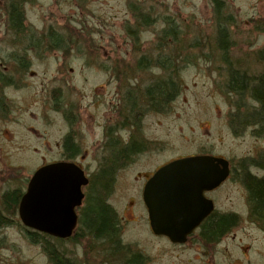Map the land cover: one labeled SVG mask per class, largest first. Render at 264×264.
Returning <instances> with one entry per match:
<instances>
[{
	"label": "rangeland",
	"instance_id": "rangeland-1",
	"mask_svg": "<svg viewBox=\"0 0 264 264\" xmlns=\"http://www.w3.org/2000/svg\"><path fill=\"white\" fill-rule=\"evenodd\" d=\"M10 1L0 0V75L6 81L1 83L6 85L0 99V208L5 192L24 191L38 167L64 158L60 144L68 121L50 109L57 96L59 104L73 113L69 133L79 152L72 160L92 184L110 158L103 149L106 134L116 133L123 141L131 134L142 147L134 160L115 167L105 201L114 211H134L126 235L153 257L152 264L171 260L175 248L162 255V239L149 237L142 219L146 208L141 182L136 178L151 174L161 163L191 155L223 157L235 169L223 186L209 194L217 211L238 216L237 225L219 245L220 253L216 246V264H264L263 234L245 221L246 193L238 172L243 160L252 164L248 168L252 173L264 174L255 166L264 164V125L256 124L259 107L247 92L243 97L227 91L229 58L222 55L216 39L200 43L212 36L211 4L207 0H15L23 17L19 28L12 30L6 11ZM222 1L229 15L226 54L235 58L238 67L244 59L241 68L251 75L264 72V61L260 65L254 61L256 50L264 45V0ZM140 14H147L152 22L140 25ZM172 26L177 28L175 34H167ZM142 56L143 72L136 69ZM17 60L24 64L18 67ZM119 75L121 83L116 80ZM142 79H149L152 87L171 84L173 91L162 108L153 110L141 102ZM134 84L138 86L129 96L123 93ZM132 98L138 100L134 106ZM125 99L130 116L122 127ZM2 212L14 221L0 226V264H48L41 246L27 237L30 230L15 214ZM189 256L191 252H184L181 257L185 261Z\"/></svg>",
	"mask_w": 264,
	"mask_h": 264
},
{
	"label": "flooded vegetation",
	"instance_id": "flooded-vegetation-1",
	"mask_svg": "<svg viewBox=\"0 0 264 264\" xmlns=\"http://www.w3.org/2000/svg\"><path fill=\"white\" fill-rule=\"evenodd\" d=\"M256 53L259 54L258 56H260V62H259V65H260L261 62L264 61V45L261 48H258L256 50ZM261 60H263V61H261ZM137 66L138 67L136 69L138 71L143 72L142 69L143 68L146 69V67H145L146 65H138L137 64ZM159 66L161 67V69L163 71H164V69L166 70V66L162 67V65H160V64H159ZM232 67H233V65H229V68H232ZM243 72H244V75H246V77L248 79L249 78L253 79V78H257V77H261V78L264 77V72L261 69L258 71L257 75H253V74L251 75L250 70H248V69H244ZM114 73L118 74L116 71H114ZM116 80H118L119 82L121 81L120 75L118 76V79L116 78ZM148 82H149V79H147V80L142 79L140 82V85L143 86V91L138 97L140 98L142 94L145 95L144 96L145 101H146V95L149 92L150 87H152L150 84H148ZM136 86H138V85H136V84L131 85L128 87V90H126V88H125L123 90V93L127 94V96H129L132 88L136 87ZM243 97H244V95H243ZM249 98H251L256 104H258L259 108L255 111H257L256 113H260L261 105L256 100H254L252 97H249ZM136 100L137 99L132 98L133 105L135 104L134 101H136ZM144 104H146V102H144ZM51 105H53V106H51ZM163 105H164V103L160 104L158 106V108H162ZM64 106L66 107V104L63 105L61 102L59 104V101L57 99L56 100L53 99L52 103H50V109H52L57 115L63 117V119L68 121V123H67L68 128H65L66 133L62 139V143L60 144V147H62L64 150L62 153L64 158L59 160V161H56V162L53 161V162L43 164L40 167L47 165V164L57 163V162H66V163H73L77 167H79L82 171H84L79 165H77L75 163L74 160H72V158L75 157L77 155V153L79 152V147H78L77 143L73 140L74 136L69 133V132H73V130H72V119L70 118V115H73V113L70 112L69 107H66L69 110V111H66ZM122 108H125L127 110L125 114L123 112L122 113L120 112L121 117L123 116V119H124L123 122L121 123V126L125 127L126 119L128 118V116H130L129 105L124 104L122 106ZM118 115H119V112L115 111V116H118ZM255 121L259 127H262L264 125V120L258 121L257 119H255ZM119 126L120 125H117V128ZM108 136L109 135L106 134V136H105L106 140H107ZM110 136H112V138L115 141L114 143H116V144H114V143H111V144L114 145V148H118V149L129 148V146H131L132 144H134L133 142H135L132 139L133 136L131 134H129V136H127V139L124 141L121 140V138L119 136H116V133H114V134L111 133ZM58 145L59 144L57 143L56 146H58ZM108 145H110V144L104 143L105 147L103 149L105 151L107 150L106 147ZM136 145H137V150L134 149L136 152L134 150H132L130 152V154L127 155L125 158H122L121 161H123V160L131 161V160L135 159V156L137 154H139L141 151L140 148H142L137 143H136ZM71 148H73L72 151H71ZM109 148H110V146H109ZM130 148L133 149L134 147H130ZM191 156H197V155H191ZM214 157H217V156H214ZM181 158H184V157H179V158L170 160L166 163H161L160 165H158L155 168V170L151 174L147 173V174H142L141 176L139 175L140 177L138 176L136 179L140 180V182H141L140 183L141 188H142L141 191L143 192L144 185L154 175V173L157 170H159L163 166H165V165H167V164H169L175 160L181 159ZM221 158H223V157H221ZM223 159H225V158H223ZM225 160H227V159H225ZM227 161H228V167H229V174H228V177L226 178V180L224 182H222L215 189L204 193V197L208 200H211V202L213 204V210L205 212L203 218L199 221V223L192 229V231L188 235L185 236V239L183 242H172L170 239H168L164 235L155 234L152 230V227H151L149 211H147V209H146V211H143L144 216L142 215V219L144 221L143 223L146 224L149 237L162 239L160 242L165 247V249H163L161 251L162 255H164L165 251L169 250L168 249L169 247L175 248V251L173 250L175 253L173 258L170 256L171 260H169L166 263H162V264H216V260H215V258H216L215 257L216 246H218V248H219V245L221 244V241L223 240V238H225L228 235V233L237 225V222H238V216L235 213L217 211V209H215L214 199L209 197L210 193L216 191L221 186H223L229 180L232 173L235 172V169H234L233 165L231 164V162L229 160H227ZM240 163H241V165L239 166L238 172H240V174H241V180L244 183L245 193H246L245 221L249 225L254 226L258 231H260L263 234V240H264V218L261 215L257 214L256 210L253 208V206H252L253 201L251 199V194H250L249 188L247 186V180L248 179H252V180L260 182V181L264 180V174L258 175V174L252 173L251 170L248 169V168H250V166L252 164L248 161L242 160ZM119 164L120 163H118L117 165H119ZM255 166H258L264 170V164H255ZM40 167H38L37 169H39ZM83 173H85V172H83ZM84 176L87 179V184L80 188L83 197H82L80 206L76 207L75 210L73 211V213L75 215V222H74V226L71 230L70 235L65 237V238H57V237H54L51 235H48V236L46 235L48 237L50 249L54 253L57 252V248H59L61 250L60 256H61V260H62V261L55 260L51 256V258L50 257L47 258L48 264H57V262H59V264H152V263H154V262H152L153 257H150L143 249H141L133 241V239H129V237L126 235L125 228L128 226V224L133 222V221H131V217H133L134 211H122V212L121 211H114L112 209V207L108 204L110 206L109 213L112 217L113 232L115 234V238L113 239V241H105L104 239L100 238L99 236L94 235L92 233H89L87 231L86 225H85L86 211H84L85 210L84 207H85V201H86V196H87L86 189L91 190L92 181L90 179V176H88L86 174H84ZM142 192H141V198H142ZM142 203L145 206L143 199H142ZM145 208H146V206H145ZM15 215H16V217H18V206H17V209L15 211ZM11 216H14V213L11 214ZM3 217L5 220H9L10 222L0 223V226L1 225H7L8 226V225L13 224L12 223V221H14L13 219H11V218L7 219L5 214H3ZM223 218L226 220L223 221L222 220ZM18 219H19V217H18ZM68 221L71 223V217H69ZM219 221H223V222L220 223ZM20 223H21V221H20ZM21 225H22V223H21ZM218 226L222 227L219 230L220 233L213 234V236H211L210 232L212 230H214L215 228H217ZM220 249L221 248H219V253L221 252ZM184 252H191V256H189V258H186L185 261H183V257H181ZM263 262H264V260H263Z\"/></svg>",
	"mask_w": 264,
	"mask_h": 264
},
{
	"label": "water",
	"instance_id": "water-1",
	"mask_svg": "<svg viewBox=\"0 0 264 264\" xmlns=\"http://www.w3.org/2000/svg\"><path fill=\"white\" fill-rule=\"evenodd\" d=\"M228 174V161L209 155L178 159L157 170L142 192L153 232L183 242L205 212L213 210L204 193L218 187ZM85 184L83 171L73 163L57 162L37 169L18 204L21 223L57 238L69 236Z\"/></svg>",
	"mask_w": 264,
	"mask_h": 264
},
{
	"label": "trees",
	"instance_id": "trees-1",
	"mask_svg": "<svg viewBox=\"0 0 264 264\" xmlns=\"http://www.w3.org/2000/svg\"><path fill=\"white\" fill-rule=\"evenodd\" d=\"M212 8H213V20L212 24L209 27L212 36L206 37L203 41H200V43H210L208 39L211 41L216 39L219 49L221 50V53L224 57H228L229 60H226V64L233 65L231 70H229V78L227 81V87H228V92H233L236 93L237 95L243 96L246 94V92L249 94V97H252L254 100H256L260 105H261V111L260 113H257L255 115V119L258 121L263 120L262 115L264 111V77H257L253 79H248L246 75H244V68H241L243 65L244 59L239 60V67L241 70V73H238L237 71L239 69L238 65L234 63L235 58H230L229 55H227L228 49H226L229 44L228 41V29L227 25L229 23V15L225 13V6H224V1L222 0H207ZM17 4L15 0H11L9 4L7 5V16H8V24L10 29L16 30L19 28L20 22L22 20V11H20L17 7ZM138 18V17H137ZM140 25H145L149 24L152 22V19L147 15V14H140L139 19L137 20ZM166 25L169 26V23L166 22ZM171 26V25H170ZM170 29H166L167 34H175L174 31L177 29L175 26L169 27ZM128 32L131 31V29H127ZM203 31H201L202 33ZM51 31V35H52ZM177 34V33H176ZM256 55V54H255ZM145 57L142 56V58L137 61L138 65H144L145 63ZM254 61L259 64L260 62V56L256 55L254 58ZM263 61V60H261ZM23 62L17 60V66L21 67ZM24 64V63H23ZM162 67H165V62L161 60L159 62ZM236 65V66H234ZM234 68V69H233ZM165 70V69H164ZM3 77L0 75V99H2V86L6 85L1 83H5L6 81H1ZM247 78V79H246ZM171 85V84H170ZM165 83H157L154 84V87H151L149 89V92L146 95V101L144 99L145 95H141L140 99L144 103V101L151 105V108L155 110L154 108H157L160 104H165L166 100L169 98V95L173 91V87ZM143 91V90H142ZM147 92V91H146ZM53 99H57V96H54ZM130 99V98H129ZM126 100V105L128 104V100ZM138 101V100H136ZM131 106L133 105L132 100ZM124 105V104H123ZM122 105V106H123ZM106 144L108 145L106 148V151L110 152V158L105 162V164L102 167V170L99 172V174L96 175L92 188H91V193L86 196V201H85V207L84 211H86V229L89 233H92L94 235L99 236L100 238L104 239L105 241H113L115 238V234L113 232V221L112 217L109 213L110 211V206L106 204L105 201V194L109 189L110 186V181H111V174L113 173L115 167L117 166L118 163L121 162L122 158H125L127 155L130 154L132 150H137V145L135 142L129 148L125 149H118L114 148V145L111 143H114V139L111 136H108ZM116 144V143H114ZM110 146V148H109ZM130 147H134L133 149ZM73 148H71V151ZM134 150V151H135ZM74 152V151H73ZM136 152V151H135ZM70 158V157H69ZM247 186L249 188L250 194H251V199H252V206L256 210V213L261 215L264 218V180L263 181H255L252 179L247 180ZM22 196V191L20 189L16 190H10L8 192H5L2 195V207L0 208V223L3 222H10L9 220H5L3 217V212L8 213V215L11 216V214H15V211L17 209L19 200ZM2 212V213H1ZM8 219V218H7ZM223 221L226 219H222ZM223 221H219L220 223ZM225 223V222H224ZM219 224V223H218ZM221 226H218L214 230L210 232V235L213 236V234H218L220 233L219 230L221 229ZM29 233L27 234V237L30 239L32 243L39 244L41 246L42 252L44 255L48 258L51 256L55 260H61V250L57 248V252L54 253L50 249V244L48 242V237L46 235L33 232V231H28ZM59 264V262H57Z\"/></svg>",
	"mask_w": 264,
	"mask_h": 264
},
{
	"label": "bare ground",
	"instance_id": "bare-ground-1",
	"mask_svg": "<svg viewBox=\"0 0 264 264\" xmlns=\"http://www.w3.org/2000/svg\"><path fill=\"white\" fill-rule=\"evenodd\" d=\"M85 185H86V184H85ZM85 185H84V186H85ZM81 187H82V186H81Z\"/></svg>",
	"mask_w": 264,
	"mask_h": 264
}]
</instances>
